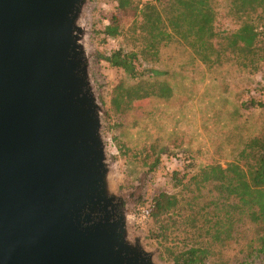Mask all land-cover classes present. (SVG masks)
<instances>
[{"label": "water", "instance_id": "95a60500", "mask_svg": "<svg viewBox=\"0 0 264 264\" xmlns=\"http://www.w3.org/2000/svg\"><path fill=\"white\" fill-rule=\"evenodd\" d=\"M88 0H0V264H157L112 183Z\"/></svg>", "mask_w": 264, "mask_h": 264}, {"label": "rangeland", "instance_id": "374dc122", "mask_svg": "<svg viewBox=\"0 0 264 264\" xmlns=\"http://www.w3.org/2000/svg\"><path fill=\"white\" fill-rule=\"evenodd\" d=\"M215 6L219 29L238 27L229 0H215ZM118 13L115 0H88L84 10L85 47L91 80L102 107V134L112 183L128 206L131 234L141 237L145 247L156 253L157 264H174V253L193 245H208V238L195 227L203 221L186 220L185 216H194L197 208L192 199L194 192L177 186L173 171L188 170L190 177L207 163L226 166L238 158L243 138L248 140L264 132V65L256 73L229 61L209 67L185 45L170 42L161 47L157 62H143L140 70L145 78L168 80L175 97L153 98L147 105L140 100L127 112L118 113L111 104L114 87L122 80L128 84L136 81L101 57L119 47L132 48L124 36L105 38L102 33ZM130 20L124 18V24ZM199 128L204 133V144L203 139L194 138ZM187 146L206 161L195 160L192 167L186 166L181 158L192 154ZM161 191L177 194L180 203L173 212L156 219L145 210ZM246 241L247 233L225 246H211L204 264H243ZM249 264H264V254Z\"/></svg>", "mask_w": 264, "mask_h": 264}, {"label": "trees", "instance_id": "16d2710c", "mask_svg": "<svg viewBox=\"0 0 264 264\" xmlns=\"http://www.w3.org/2000/svg\"><path fill=\"white\" fill-rule=\"evenodd\" d=\"M115 1L119 13L102 33L105 38L122 35L132 48L119 47L101 57L136 80L133 84L122 80L114 87L111 104L118 113L127 112L140 100L147 105L153 98L175 97L168 80L145 78L140 70L143 62H157L161 47L170 42L185 45L209 67L229 61L256 73L264 65V0H229L239 25L225 30L217 26L215 0ZM124 18L131 19L128 25ZM240 149L238 158L226 166L207 163L190 177L188 170L173 171L177 186L194 192L197 208L194 216H185L186 220L203 221L195 227L208 238V245H193L174 253V264H204L211 246H225L246 233L243 264L264 254V132L243 138ZM186 150L192 153L181 158L186 166L192 167L195 160L202 162L198 152L194 154L190 146ZM179 203L177 194L161 191L145 213L159 219L177 209Z\"/></svg>", "mask_w": 264, "mask_h": 264}, {"label": "crops", "instance_id": "0c3cea01", "mask_svg": "<svg viewBox=\"0 0 264 264\" xmlns=\"http://www.w3.org/2000/svg\"><path fill=\"white\" fill-rule=\"evenodd\" d=\"M201 92H199V94H200ZM197 107H199L200 106V104H197L196 105ZM200 116V115H199ZM195 132H196V135L194 136V138H199L198 139V141H200L201 139H203V144L205 143V138H204V133L202 132V129L201 128H199L197 131L195 130ZM192 136H193V133H192ZM208 139V138H207ZM199 143V142H198ZM200 149V148H199ZM206 149V148H205ZM205 149L202 151H200V153H203V152H205ZM201 161H206V160H202L201 159Z\"/></svg>", "mask_w": 264, "mask_h": 264}, {"label": "built area", "instance_id": "2783aa9c", "mask_svg": "<svg viewBox=\"0 0 264 264\" xmlns=\"http://www.w3.org/2000/svg\"><path fill=\"white\" fill-rule=\"evenodd\" d=\"M141 4L143 3H149V2H156L157 0H139Z\"/></svg>", "mask_w": 264, "mask_h": 264}]
</instances>
